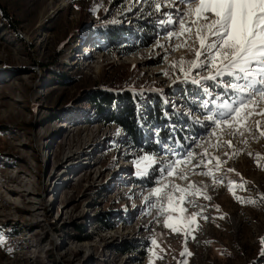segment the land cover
Masks as SVG:
<instances>
[{
	"label": "rangeland",
	"instance_id": "1",
	"mask_svg": "<svg viewBox=\"0 0 264 264\" xmlns=\"http://www.w3.org/2000/svg\"><path fill=\"white\" fill-rule=\"evenodd\" d=\"M188 10L0 0V264H264V115L214 122L236 94ZM112 88L141 143L82 107Z\"/></svg>",
	"mask_w": 264,
	"mask_h": 264
},
{
	"label": "snow or ice",
	"instance_id": "2",
	"mask_svg": "<svg viewBox=\"0 0 264 264\" xmlns=\"http://www.w3.org/2000/svg\"><path fill=\"white\" fill-rule=\"evenodd\" d=\"M179 2L189 4L187 16L195 14L194 20L182 19L181 28L185 29L187 24L186 30L190 31L191 26L196 25V37L200 42V49L196 50V60L189 63L193 68L201 67L199 58L209 53L210 70L214 69L215 74L206 79L215 80L221 75L228 76L230 79L225 81V88L236 94L232 104L221 103L220 107L227 111L220 112L219 119L214 120L212 115L207 119L214 120L220 125L227 124L229 120H236L241 115L244 118L252 114L264 115V112H257L260 103L258 97L264 98V0H179ZM159 8L160 5H157V10ZM241 109L245 111L241 113ZM260 123L257 121L258 128ZM261 135L264 136V131H261ZM148 159L150 158L144 157V160ZM171 174L169 172V175ZM229 190L231 191V188ZM159 191L158 188L153 189L154 194ZM261 243L264 244V239Z\"/></svg>",
	"mask_w": 264,
	"mask_h": 264
},
{
	"label": "trees",
	"instance_id": "3",
	"mask_svg": "<svg viewBox=\"0 0 264 264\" xmlns=\"http://www.w3.org/2000/svg\"><path fill=\"white\" fill-rule=\"evenodd\" d=\"M121 96H123V99ZM120 100H123L122 103L119 102ZM137 101L138 95L134 91L120 92L117 88H112L90 93L86 101L83 102L82 107H93L96 114L101 117V121L118 125L135 144H139L143 138L137 130L140 127L134 109ZM113 103L116 104V111L110 112ZM102 115L104 116L102 117Z\"/></svg>",
	"mask_w": 264,
	"mask_h": 264
}]
</instances>
